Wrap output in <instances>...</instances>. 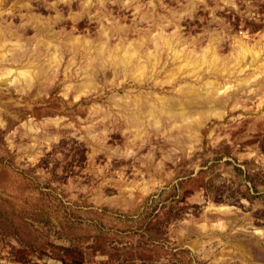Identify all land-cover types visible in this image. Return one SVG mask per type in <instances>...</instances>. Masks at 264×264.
<instances>
[{"label": "rangeland", "instance_id": "rangeland-1", "mask_svg": "<svg viewBox=\"0 0 264 264\" xmlns=\"http://www.w3.org/2000/svg\"><path fill=\"white\" fill-rule=\"evenodd\" d=\"M0 30L41 70L0 84V264H264V0H0Z\"/></svg>", "mask_w": 264, "mask_h": 264}, {"label": "bare ground", "instance_id": "bare-ground-1", "mask_svg": "<svg viewBox=\"0 0 264 264\" xmlns=\"http://www.w3.org/2000/svg\"><path fill=\"white\" fill-rule=\"evenodd\" d=\"M159 35L161 36L163 34L160 33ZM160 36L156 37V40H155V44L156 45H157V39ZM162 39H163V37H162ZM20 45L21 44L19 42L18 43L5 42L4 41L3 33L0 30V63L3 62V60L8 59L9 56L11 57V53H12L11 51H12V49L13 48H17V47H21ZM46 45H47L46 48L48 50H51V52H50L51 57L53 59H56V56H57V52H56L57 51L56 50L57 47H56V45L54 43H52L51 41H48V43H46ZM17 49H19V48H17ZM101 49H103V45L101 46ZM156 50H158V48ZM245 52H246V48H244L243 45H240V47L238 49V56L239 57H244ZM173 53L176 54V55H178V51L176 49H174V52ZM157 54L158 53L155 50H150L147 53V58L152 62V65H153L152 68L157 63V57H158ZM257 54H258V51L255 52V55L256 56H257ZM134 55H135V49H134V46H132V43H129L125 47H123V49H122V55H121L122 57L121 58H122V60L125 63L130 62L132 60V58L134 57ZM57 58H58V56H57ZM216 58H217V56L214 54L212 56L211 60H207L205 58V54H203L201 58H193V59L187 60L180 69L184 71V69H186L189 66L191 67L193 65H200L201 63H204L206 61H209L208 64L211 65V68H212L213 67L212 66L213 65V62H215V59ZM40 71L41 70L39 69L38 64L36 62H34L32 59H29L28 57H27V59L23 63H21L20 65L15 66V67L2 65V67L0 69V84L6 83L7 85H9V84H12L13 83V84H20L22 86V88L29 87V85L32 82H34L35 78L39 75V72ZM146 74H147L146 64L137 65L136 68H135V71L133 73L134 79H136V80L142 79L144 76H146ZM218 86H220V85H218V83L216 81L210 80V81H207L206 83H204L203 85H201L200 86V89H202L205 93L209 94L212 91H214ZM196 92H198V91H196ZM180 106H179L178 109H181ZM210 106L211 105H209V109H208L209 110V113H211V109L213 108V107H210ZM165 107L168 109L170 107H173V105L168 104V105H165ZM146 111H147L146 112V116H148L149 118H151V120L155 124V127L156 128H159L160 125H161V122H160L161 119H160L159 116H157L158 114L156 113V107H155V105H150L149 107L146 108ZM179 114L182 115L183 114V111H181ZM135 116L137 117V115H135ZM138 120H139V118H138ZM135 122H137V120H135ZM195 123L196 124L200 123V120L199 119H196L195 120ZM174 125H177L178 126L177 121L174 122L173 126ZM189 127L193 128V126L191 124H190ZM143 131L144 130L141 127L140 128L137 127L135 129V133H134L135 137H140V135L143 133Z\"/></svg>", "mask_w": 264, "mask_h": 264}]
</instances>
